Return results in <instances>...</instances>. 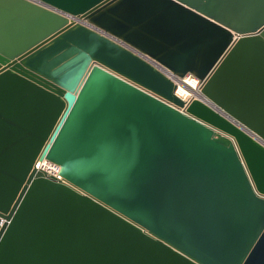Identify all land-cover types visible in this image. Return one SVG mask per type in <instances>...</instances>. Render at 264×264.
<instances>
[{
	"label": "water",
	"instance_id": "water-1",
	"mask_svg": "<svg viewBox=\"0 0 264 264\" xmlns=\"http://www.w3.org/2000/svg\"><path fill=\"white\" fill-rule=\"evenodd\" d=\"M0 264H264V0H0Z\"/></svg>",
	"mask_w": 264,
	"mask_h": 264
},
{
	"label": "bare ground",
	"instance_id": "bare-ground-1",
	"mask_svg": "<svg viewBox=\"0 0 264 264\" xmlns=\"http://www.w3.org/2000/svg\"><path fill=\"white\" fill-rule=\"evenodd\" d=\"M194 78L195 76L193 77V75H187L180 79L181 81L178 83L177 94L186 99L196 94L199 95L201 86L197 84L195 80L197 78Z\"/></svg>",
	"mask_w": 264,
	"mask_h": 264
},
{
	"label": "built area",
	"instance_id": "built-area-1",
	"mask_svg": "<svg viewBox=\"0 0 264 264\" xmlns=\"http://www.w3.org/2000/svg\"><path fill=\"white\" fill-rule=\"evenodd\" d=\"M69 17L73 18V19H76V17H73V16H69ZM195 80H196L197 84L201 86V81L198 78L195 79ZM179 81H181V80H178L177 83H179ZM189 98H191V97H189ZM184 99H186V98H184ZM35 167H36L37 170L42 171L43 173H45L48 176L60 177L59 176V171H60L59 166L57 164H55V163L50 162L46 158H44L42 160H37V162L35 164Z\"/></svg>",
	"mask_w": 264,
	"mask_h": 264
}]
</instances>
